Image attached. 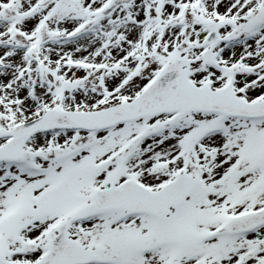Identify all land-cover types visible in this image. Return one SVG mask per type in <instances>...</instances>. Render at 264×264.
<instances>
[{
    "label": "snow or ice",
    "instance_id": "snow-or-ice-1",
    "mask_svg": "<svg viewBox=\"0 0 264 264\" xmlns=\"http://www.w3.org/2000/svg\"><path fill=\"white\" fill-rule=\"evenodd\" d=\"M0 264H264V0H0Z\"/></svg>",
    "mask_w": 264,
    "mask_h": 264
}]
</instances>
